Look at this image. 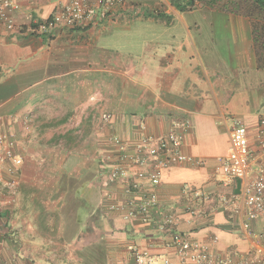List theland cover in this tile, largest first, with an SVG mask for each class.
<instances>
[{
	"label": "crops",
	"instance_id": "1",
	"mask_svg": "<svg viewBox=\"0 0 264 264\" xmlns=\"http://www.w3.org/2000/svg\"><path fill=\"white\" fill-rule=\"evenodd\" d=\"M15 1L16 30L0 21V115L23 163L0 174L1 264H134L137 252L177 262L176 236L215 255L249 252L246 181H227L218 159L238 120L254 173L264 164V19L218 4L182 12L170 0H123L106 19L40 36L33 28L61 0ZM173 129L200 164L164 171L148 219L127 220L139 201L106 181L113 138L133 148ZM251 226L260 232L264 220Z\"/></svg>",
	"mask_w": 264,
	"mask_h": 264
},
{
	"label": "built area",
	"instance_id": "2",
	"mask_svg": "<svg viewBox=\"0 0 264 264\" xmlns=\"http://www.w3.org/2000/svg\"><path fill=\"white\" fill-rule=\"evenodd\" d=\"M123 0H61L53 19L33 28L37 35H51L54 31L85 27L97 20L108 18ZM18 9L15 0H0V21L10 30H16L11 13ZM103 122L112 121L111 114H104ZM264 126V119L261 122ZM189 129L188 122H177L175 128ZM231 146L226 157L218 159V171L227 181L244 180L247 221L245 230L253 241L252 248L246 254L215 255L209 246L190 241L183 236H176L179 260L160 259L147 252H137L134 264H264V230L256 232L251 223L264 220V164L254 173L252 152L247 128L235 120L230 132ZM258 144L264 150V132L260 131ZM116 161L111 164L106 175L110 183H125L128 191L137 196L139 203L125 218L127 220L146 221L151 208L158 205L156 189L162 181V173L174 164H200L182 150L183 140L175 129L162 137H148L130 148L122 139L112 140ZM14 141L4 129L0 115V174L8 163L20 166L23 159L14 152ZM1 181V177H0ZM149 186V187H148ZM198 197H205L196 193ZM116 208V206H113ZM170 223V220H167ZM218 239H214L217 242ZM1 264V261H0Z\"/></svg>",
	"mask_w": 264,
	"mask_h": 264
},
{
	"label": "trees",
	"instance_id": "3",
	"mask_svg": "<svg viewBox=\"0 0 264 264\" xmlns=\"http://www.w3.org/2000/svg\"><path fill=\"white\" fill-rule=\"evenodd\" d=\"M170 2L180 11H190L198 7L199 5H207L214 7L219 4L220 0H170ZM252 2L264 11V0H252ZM256 51L258 58L262 64L264 63V47L262 43L256 39Z\"/></svg>",
	"mask_w": 264,
	"mask_h": 264
},
{
	"label": "rangeland",
	"instance_id": "4",
	"mask_svg": "<svg viewBox=\"0 0 264 264\" xmlns=\"http://www.w3.org/2000/svg\"><path fill=\"white\" fill-rule=\"evenodd\" d=\"M219 7H228L232 10L245 12L260 19H264V11H261L252 0H220Z\"/></svg>",
	"mask_w": 264,
	"mask_h": 264
},
{
	"label": "water",
	"instance_id": "5",
	"mask_svg": "<svg viewBox=\"0 0 264 264\" xmlns=\"http://www.w3.org/2000/svg\"><path fill=\"white\" fill-rule=\"evenodd\" d=\"M241 181L239 180V183H240Z\"/></svg>",
	"mask_w": 264,
	"mask_h": 264
}]
</instances>
